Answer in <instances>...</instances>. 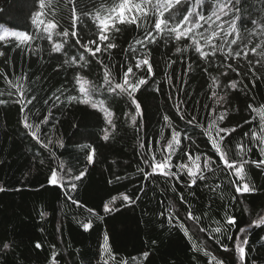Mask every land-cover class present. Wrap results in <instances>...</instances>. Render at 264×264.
Returning <instances> with one entry per match:
<instances>
[{
    "label": "trees",
    "instance_id": "obj_1",
    "mask_svg": "<svg viewBox=\"0 0 264 264\" xmlns=\"http://www.w3.org/2000/svg\"><path fill=\"white\" fill-rule=\"evenodd\" d=\"M216 2L205 0L198 11L208 16ZM79 3L87 11H94L101 4L110 6L112 0H79ZM233 3L235 14L240 10L237 25L243 42L232 45V49L240 51V57L217 53L204 61L192 49L182 55L175 53L177 46L184 48L189 43L187 39L177 43L174 38L162 37L146 44L153 69L148 73L147 66L135 67L136 60L142 59L145 51L135 45L136 39L143 40V29L135 24H118L120 31L115 33L109 30L107 34L110 38L114 36L112 42L117 47L108 52L102 50L95 56L76 44V38L69 36L65 43L62 37L53 34L54 42L64 43L61 53H53L51 42L46 36L41 38L43 25L38 30L32 24V14L37 7L26 4L25 0H0V35L6 29L33 37L24 44L13 36L0 40V52L4 53L0 56V100L5 101L0 104V187L4 189L0 191V264H50L53 251L57 253L58 264H104L105 261L107 264L122 261L128 264H210V257L221 264H264V224L254 223L264 217V169L247 165V180L256 191L237 193L229 183L236 177L230 176L227 170L217 169V165L220 169L224 166L204 133L210 125L214 106V98L210 99V77H216L217 94L225 96L226 102L215 106V114L229 110L219 126L236 129L230 138L221 142V150L227 152L230 161L237 160L235 145L245 143L252 149L245 159H262L259 145L245 134L253 129L259 133L264 119V65L257 64L258 57L249 51L264 37L258 30L256 35L249 36L246 30L254 28L255 19L259 18L264 24L261 17L264 0H240L239 3L233 0ZM55 4L60 8L57 14L60 27L56 31L67 28L71 32L70 14L64 0H54ZM232 18L229 13L221 17L220 22L227 26ZM202 23L200 31L209 28L212 22ZM76 31L81 44L98 39L97 25L91 17L79 21ZM235 38L229 36L228 40ZM130 46L135 47V55ZM225 51H228L227 45ZM81 54L86 62L64 63L73 56L78 59ZM229 64L235 71L228 68ZM105 65L111 72L113 84L122 82V71L128 66H132L135 73V76L130 75L132 82L141 77L148 81L134 94L143 110V117L137 116L135 125L131 121V116L136 115L135 105L127 95L105 90ZM253 72L258 77L255 81ZM77 73L81 81L89 82L87 87H94L93 100H103L113 112L115 129L106 124L98 108L66 99L69 95L82 98L79 85L73 79ZM168 77H171V85ZM233 80L240 81L239 87L226 89ZM7 81L22 87L26 99L34 96L32 103L27 107L18 103L16 89ZM58 89L63 94L57 92ZM54 93L60 96L59 101ZM25 114L29 117L28 123L33 125L32 131L37 132L43 143L25 128ZM46 115L48 122L41 124ZM165 115L172 128L166 126ZM193 115L197 117V125L187 123ZM36 125H40L38 130ZM162 128L164 139H161ZM173 128L181 132V142L172 158L171 170L177 172L175 165L182 163L194 170L195 164H199L203 170L207 156L215 163L212 172L204 170L205 180L198 179L191 184L187 169L178 173L179 180L161 173L145 176L151 168L143 159L150 160L155 154L157 162L161 160L158 149L167 151ZM105 129L108 140L103 139ZM185 133L190 139L184 138ZM212 135L215 136V132ZM58 142H62L63 147ZM44 144L49 147L45 148ZM89 154L93 155L91 163L87 159ZM188 155L192 156L191 161ZM197 155L201 157L199 161L195 160ZM139 168L144 172H139ZM53 169L64 177L63 188L49 183ZM82 171L84 175L75 181L76 190L65 195L70 178ZM116 177L122 179L117 181ZM216 185L220 187L213 191ZM125 195L136 202L128 204L123 199ZM106 203L114 210L105 212ZM189 208L199 220L188 219ZM225 213L236 218L234 226L227 224ZM170 214L171 225L168 223ZM84 223H91V228L84 230L81 226ZM180 223L188 230V236L179 227ZM217 226L222 227L221 233H210V229ZM240 228L246 231L242 233ZM105 233L108 252L102 251ZM245 238L248 242L244 245L241 262L237 244ZM4 243H8L10 249H4ZM193 244L200 250H194ZM145 252L147 258L143 257Z\"/></svg>",
    "mask_w": 264,
    "mask_h": 264
},
{
    "label": "snow or ice",
    "instance_id": "obj_2",
    "mask_svg": "<svg viewBox=\"0 0 264 264\" xmlns=\"http://www.w3.org/2000/svg\"><path fill=\"white\" fill-rule=\"evenodd\" d=\"M205 0H119V3L116 0H112V4L110 6L105 7L101 4L99 7L95 8L94 11H87L86 9L80 7L79 0H64V7L67 8L70 19H71V27L72 31L69 32L67 28H65L62 32L56 31L59 27V20L57 19V14L60 11L59 4L54 5V0H25V3L30 6H36L37 10L32 14V24L38 29L42 28L41 38H45L51 42V51L53 53H61L64 49V43L54 42L53 34L56 37H62L64 42L66 43L69 36L76 38L75 43L78 44L81 48L85 50L88 54L95 56L97 53H100L102 50L104 52H108L109 50L116 48L117 45L112 42L114 40V36L112 38L107 34L109 30L113 33L119 32L120 29L117 27L118 24H135L137 28L143 29V40L136 39L135 45H140L145 49L144 55L142 59H137L135 63V67L140 69L142 66H147L148 73H152V64L150 62V52L146 50V44L155 43L158 38L168 37L174 38L177 43L181 41V39H187L189 41L188 44L185 45L184 48L177 46L175 48V53L183 54L189 49L194 50L199 57L208 61L209 57L216 56L217 53L223 54L225 57H233L238 58L241 56L240 51H233L232 45H238L242 43L241 33L239 32L238 25H233L232 20L235 17V12L232 11V19L228 21L227 26L224 23L220 22L221 17L226 16L222 15L220 11L221 5H227L224 8V11H227V8H234L233 0L231 3H228V0H217L216 4L212 8L210 15H203L198 9L203 6ZM187 5V7H185ZM127 10V13H125ZM91 17L92 21L97 25L96 35L98 39L89 40L87 43H80V39L78 37V33L76 31V26L79 21L84 18ZM213 18L215 20L213 21ZM212 22L209 28L204 29V31H200L203 28V23ZM256 28V25H254ZM259 31V34L264 37V29L256 28V31L246 30L249 36H254ZM13 36L16 37L21 44H24L33 39L28 33L25 32H9L8 30H3V35H0V40H5L6 37ZM229 36H235V39L228 40ZM219 39L221 42L216 43V40ZM108 41L107 43H104ZM203 41V43H201ZM7 42V41H6ZM249 43L252 41L249 40ZM225 45L228 46V51H225ZM94 46V47H93ZM103 46V47H102ZM247 47V45H245ZM179 49V50H177ZM130 50L135 55L136 49L134 46H130ZM249 51L258 57L256 63L264 65V39L261 40V43L256 44L254 47L249 49ZM4 53L0 52V56H3ZM245 59H247V53H244ZM79 62H86L85 56L83 54L79 55V58L73 56L71 60L66 59L64 61L65 64L76 65ZM102 63V62H101ZM174 63V61H173ZM171 65L169 64V67ZM105 71L103 74L104 84L107 86L106 91L113 94H126L130 99L131 103L135 105L136 115L131 116V121L133 125H135L137 116L143 117V110L141 109L140 103L135 98V93L140 90L141 86H146L148 81L141 77L137 79L135 82L130 80V75L135 76L132 66H128L126 71H122V82L113 84V80L111 77V72L108 69V66L105 65ZM191 64L188 65L189 70L191 69ZM251 67V63L249 64ZM228 68L235 71L232 68V65L229 64ZM258 77H256L253 72V81H255ZM20 78H17L19 80ZM74 81L79 85V93L81 97L69 95L66 99L71 101L78 100L80 103L88 104L93 109H99L104 114L105 122L107 125L111 126L112 129L116 128V124L113 120V112L109 110L105 105L103 100H93L92 92L94 89L90 87H86L89 84L87 80H84L81 83L82 77H80L79 73L74 76ZM212 83L209 87L212 89L210 99L214 98V106L212 109V113H210V125L208 128L204 129L205 135L208 137V140L212 144V147L215 149L216 153L219 156L220 161H222L223 169H220V166L217 165L218 170H227L230 176H235L236 179H230L229 183L235 187V191L237 193H249L256 191V188L251 185L250 181L247 180V173L245 171L246 166L251 164L254 165L258 169H264V119L261 120V127L259 133L257 130L253 129L250 133H246L245 135L250 136L253 143L259 145V151L262 159L260 160H249L245 159L247 153L251 152L252 149L248 147L245 143H237L235 148L237 150V156L239 159L237 160H229L228 154L226 151L221 150L220 144L225 141L226 138H230L231 134L236 131L235 128L229 127H220L219 125L227 118L229 114V110L225 109L224 111L216 113V107L222 104V102H226L225 96H218L216 87L219 84V81L216 77H210ZM7 83L16 89V93L18 96L17 102L23 105V107H27L28 104L32 103V100L35 99L33 96L32 99H26V91L22 87H17L13 84L12 81H7ZM168 84H172L171 77H168ZM240 85V81L233 80L230 81L226 89L236 90ZM247 86H245L246 88ZM119 90V92H117ZM159 91V89H157ZM57 92L63 94L61 89H58ZM57 101L60 100V96L53 94ZM5 103L4 100H0V104ZM47 104L48 101H45ZM177 111H180L179 105L176 106ZM207 107V105L205 106ZM252 108L251 105L248 106ZM23 111V108L21 109ZM51 111L49 110V115ZM127 116L128 114L125 113ZM183 118V116L181 117ZM28 115L25 114L23 117V123L25 128L29 129L32 136L38 141H40V137L37 135L36 131H32L33 125L28 123ZM49 116L46 115L44 119L40 122L41 124H45L48 122ZM166 122V126L172 128L171 122L167 115L163 117ZM189 125H197V117L195 115L191 116L190 119L187 120ZM40 125H36L37 130ZM139 131V129H137ZM215 132V136L212 133ZM180 137L181 132L176 131L174 128L172 129L171 139L168 140L166 148L167 151H163L162 149H158L161 152V160L157 162L156 155L152 154L150 160L148 158L143 159V163L151 168V172L144 173L146 177L151 176L156 173H161L165 177H175L176 180H179L180 177L178 173H183L187 169V174L191 184H195L196 181L205 180L206 177L204 175V170L208 172H212V164L215 163L211 160L210 157L204 158L203 170L200 168L199 164H195V170L193 168L188 167L187 164H178L175 165L177 168V172H173L172 169V158L176 155L177 149L180 147ZM185 139H190L188 135L185 133ZM104 140L109 139L108 131L105 129V134L103 136ZM161 139H164L163 136V128L161 129ZM60 147H63L62 142H58ZM45 148H48V144L43 145ZM140 147L143 148L144 145L141 143ZM150 150V148H149ZM93 149V153H94ZM55 155V153H53ZM88 162L91 163L93 160V155L89 154ZM188 159L191 161L192 156L188 155ZM201 157L197 155L195 157L196 161H199ZM61 170H63V165L60 166ZM139 172H144L143 168L138 169ZM84 175L82 171L80 175L71 177L68 184V189L65 191V195H68L69 191L76 190L75 181H79L81 177ZM122 179L121 177H116V180L119 181ZM64 177L59 175L58 172L53 169L51 176L49 178V183L53 185L59 184L61 188L64 187L63 183ZM111 182V181H110ZM219 185H216L212 190L216 191L219 189ZM173 190H175L173 188ZM0 191H4L2 187H0ZM143 191V189H142ZM68 198L71 200L72 197L69 195ZM139 197H137L138 199ZM116 198L113 197V201ZM124 201L128 204H134L136 201L130 199L127 195L123 197ZM73 203H78V201H73ZM105 212L113 211L114 209L109 207V204L106 203ZM163 215V213H161ZM188 219L199 220V217H195L192 214L191 208L188 211ZM225 220L228 225H235L236 218L234 216L225 213ZM179 223V221H177ZM169 225L172 224L171 214L168 218ZM219 224V222H216ZM255 224H264V217L259 218L254 221ZM84 230H88L91 228V223H84L81 225ZM179 227L184 232L185 236H188V230L184 227V224L180 223ZM204 231V229H201ZM222 227L217 226L215 228L210 229V233H221ZM244 228H240V232H245ZM231 238V237H229ZM190 239V237H189ZM219 243V240L217 241ZM247 238L244 239L242 243L237 244V252L239 255V259L242 262L244 259V245L247 244ZM108 237L107 233L104 235V247L102 251L108 252L109 249L107 247ZM37 248L40 247L39 244L36 245ZM3 248L8 250L10 249V245L8 243L3 244ZM194 250L199 251L195 244H193ZM56 251H53L51 254L50 264H58L56 260ZM205 255H210L209 253H205ZM148 253L145 252L143 254L144 258H147ZM114 260V257H111ZM107 264V261L104 262ZM121 264H128L127 261H122ZM210 264H221V262L216 261L215 257H210Z\"/></svg>",
    "mask_w": 264,
    "mask_h": 264
},
{
    "label": "clouds",
    "instance_id": "obj_3",
    "mask_svg": "<svg viewBox=\"0 0 264 264\" xmlns=\"http://www.w3.org/2000/svg\"><path fill=\"white\" fill-rule=\"evenodd\" d=\"M237 2L239 3L240 0H237ZM228 3H231V0H228ZM227 5H221L220 6V11L222 15H228L229 13H231L233 11V8H227V11H224V8H226ZM261 17H264V12H261ZM240 20V10L237 9L236 10V15L232 20L233 25H237V22ZM253 25H256V28H260V29H264V24L261 23L260 19H255L252 21ZM256 28H253L251 31H256ZM179 50V49H177Z\"/></svg>",
    "mask_w": 264,
    "mask_h": 264
},
{
    "label": "rangeland",
    "instance_id": "obj_4",
    "mask_svg": "<svg viewBox=\"0 0 264 264\" xmlns=\"http://www.w3.org/2000/svg\"><path fill=\"white\" fill-rule=\"evenodd\" d=\"M125 13H127V10H125ZM81 83H83V81H81ZM86 87H87V85H86Z\"/></svg>",
    "mask_w": 264,
    "mask_h": 264
}]
</instances>
